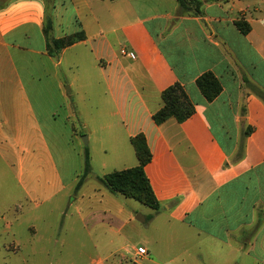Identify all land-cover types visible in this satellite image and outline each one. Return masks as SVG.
<instances>
[{
	"label": "crops",
	"instance_id": "obj_1",
	"mask_svg": "<svg viewBox=\"0 0 264 264\" xmlns=\"http://www.w3.org/2000/svg\"><path fill=\"white\" fill-rule=\"evenodd\" d=\"M4 1L0 146L6 159L16 155L8 165L19 182L28 181V197L49 201L67 187L63 173L72 158L54 116L69 119L66 92L76 88L79 123L96 146L109 148L100 177L135 167L130 139L144 135L152 156L144 171L161 203L147 222L159 219L169 234L185 227L189 239L217 243L223 264L243 257L264 264V0H202L199 15L184 16L175 0H54L53 37L84 34L56 60L45 51L43 0ZM238 20L249 25L246 35ZM64 61L80 75L66 92L58 74ZM205 72L222 88L210 103L195 86ZM176 82L195 113L181 124L170 118L156 125L160 93ZM80 155L78 149L81 162ZM98 194L84 212L112 220L119 238L131 221L122 196L103 188Z\"/></svg>",
	"mask_w": 264,
	"mask_h": 264
},
{
	"label": "rangeland",
	"instance_id": "obj_2",
	"mask_svg": "<svg viewBox=\"0 0 264 264\" xmlns=\"http://www.w3.org/2000/svg\"><path fill=\"white\" fill-rule=\"evenodd\" d=\"M4 2L1 0L0 5ZM43 4V17L51 15L53 21L54 0H43ZM3 70L10 75L8 63H3ZM58 74L65 92L76 75L80 79L76 72L67 70L65 61ZM66 93L72 114L66 122L60 113L54 119L56 133L64 149L69 148L72 161H68V170L63 173L67 187L58 195L45 202L29 198L24 188L28 181L19 182L16 169L8 165L7 159L13 160L16 155L6 159L0 146V264H223L225 260L221 263L219 259L217 243L189 239L185 227H175L173 234H169L159 219L154 223L147 222L149 216L155 215L154 210L133 200L119 197L131 215V221L122 228L119 238L112 235V220L98 214H85L87 207L93 208L98 202V190L105 189L98 178L103 170L109 169L102 166L110 152L108 147L96 146L93 138L88 137V130L79 123V116L74 113L76 88L72 93ZM84 141H87L86 145ZM85 147L89 152L91 171L76 191L83 170ZM136 217H142L146 222H138ZM139 244L149 250L143 259L132 256L130 249ZM235 261L231 259L230 264ZM238 262L249 264L250 259L243 257Z\"/></svg>",
	"mask_w": 264,
	"mask_h": 264
},
{
	"label": "trees",
	"instance_id": "obj_3",
	"mask_svg": "<svg viewBox=\"0 0 264 264\" xmlns=\"http://www.w3.org/2000/svg\"><path fill=\"white\" fill-rule=\"evenodd\" d=\"M175 1L178 5L179 16L199 15L204 3L202 0ZM235 26L243 35H246L250 30L247 22L243 20L236 21ZM52 31L53 21L51 15L45 14L42 22V35L45 42L46 55L51 58H57L63 49L84 39L82 32L56 39L53 37ZM195 86L207 103L217 98L222 89L218 79L210 72H205L198 76L195 80ZM160 100L161 107L152 114V120L156 125H161L170 118L181 124L195 113V106L189 100L183 86L178 82L164 89L160 93ZM130 143L138 164L133 168L110 172L98 178V181L110 193L120 195L151 210L158 211L161 209V203L156 199L144 171L152 158L145 137L143 134H138L130 139ZM90 171L89 152L85 147L83 150V170L79 181L76 183V191L80 189Z\"/></svg>",
	"mask_w": 264,
	"mask_h": 264
},
{
	"label": "built area",
	"instance_id": "obj_4",
	"mask_svg": "<svg viewBox=\"0 0 264 264\" xmlns=\"http://www.w3.org/2000/svg\"><path fill=\"white\" fill-rule=\"evenodd\" d=\"M120 54L123 55V56H127L130 59H134L135 58V55H134L133 52H127L124 49L120 50ZM134 255H135V258L140 259V258H143V257H145L147 255V251L143 247H136L134 249Z\"/></svg>",
	"mask_w": 264,
	"mask_h": 264
},
{
	"label": "water",
	"instance_id": "obj_5",
	"mask_svg": "<svg viewBox=\"0 0 264 264\" xmlns=\"http://www.w3.org/2000/svg\"><path fill=\"white\" fill-rule=\"evenodd\" d=\"M87 144V141H84V145ZM138 222H144V219L142 217H136L135 218Z\"/></svg>",
	"mask_w": 264,
	"mask_h": 264
}]
</instances>
